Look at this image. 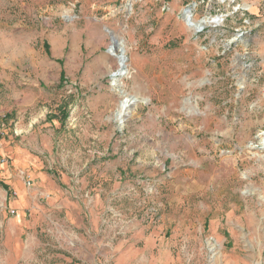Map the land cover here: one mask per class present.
Returning a JSON list of instances; mask_svg holds the SVG:
<instances>
[{
	"label": "rangeland",
	"instance_id": "1",
	"mask_svg": "<svg viewBox=\"0 0 264 264\" xmlns=\"http://www.w3.org/2000/svg\"><path fill=\"white\" fill-rule=\"evenodd\" d=\"M261 132L264 0H0V264H264Z\"/></svg>",
	"mask_w": 264,
	"mask_h": 264
},
{
	"label": "bare ground",
	"instance_id": "2",
	"mask_svg": "<svg viewBox=\"0 0 264 264\" xmlns=\"http://www.w3.org/2000/svg\"><path fill=\"white\" fill-rule=\"evenodd\" d=\"M192 9L196 6L195 4L192 5ZM243 9L248 10L250 8V6H248L247 4L243 5ZM190 10V12L186 11V9H183L182 11V20L185 24V26L193 31L194 33H199L203 30L204 27H206L207 25L210 26H215V25H219V24H223L224 22V18L225 16H216V17H211L210 18H206L200 22H196L193 19V10ZM119 49H115V50H111V47L108 50L109 55L116 57L117 59L119 58ZM126 64V62H125ZM126 75V74H125ZM113 82H117V80H113ZM130 100H132L131 98L125 97L124 100H122V102L120 103V107H119V111L117 112V120L120 121V116L122 114H124L128 108V106L130 105ZM136 102V100L134 101V103ZM132 105V104H131ZM127 113V112H126ZM116 120V121H117ZM259 138V145L261 146L262 149H264V132L259 133L258 135Z\"/></svg>",
	"mask_w": 264,
	"mask_h": 264
},
{
	"label": "water",
	"instance_id": "3",
	"mask_svg": "<svg viewBox=\"0 0 264 264\" xmlns=\"http://www.w3.org/2000/svg\"><path fill=\"white\" fill-rule=\"evenodd\" d=\"M191 8L190 7H187L186 8V11L190 12ZM110 34V40H111V50H115L118 46H120L118 52H119V58H118V68L115 72H113L110 76V78L112 79H116V78H120L122 76L125 75L126 73V65H125V62L127 61V57L125 55V50H124V47L122 46L123 42L122 41H118L117 38L111 33L109 32ZM128 114V112L126 114H122L120 116L121 119H123L124 117H126ZM117 116V114H116Z\"/></svg>",
	"mask_w": 264,
	"mask_h": 264
},
{
	"label": "crops",
	"instance_id": "4",
	"mask_svg": "<svg viewBox=\"0 0 264 264\" xmlns=\"http://www.w3.org/2000/svg\"><path fill=\"white\" fill-rule=\"evenodd\" d=\"M22 158H24L23 160H25V159H26V156L23 155ZM22 162H25V161H22ZM18 164H21V162H20V161H16V162L14 163V166H17Z\"/></svg>",
	"mask_w": 264,
	"mask_h": 264
}]
</instances>
